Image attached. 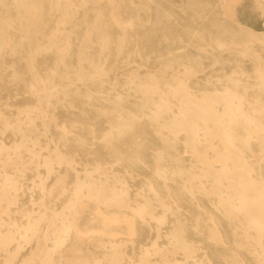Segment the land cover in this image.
<instances>
[{
    "label": "bare ground",
    "instance_id": "bare-ground-1",
    "mask_svg": "<svg viewBox=\"0 0 264 264\" xmlns=\"http://www.w3.org/2000/svg\"><path fill=\"white\" fill-rule=\"evenodd\" d=\"M123 1L11 0L12 5H9L6 0H0V50L9 46L13 54L22 55L25 69L17 72L13 79L31 92L37 104L0 113V133L13 135L9 141L0 142V264H14L15 261V264H131L127 245L113 243L121 237L114 230L125 228L122 238L133 243L139 222L153 228L156 240L151 243V248H142L138 264H202L180 221L174 220L169 228L166 227L167 246L160 248L157 245L168 214H180L182 200L202 206L198 196L212 204L233 229L231 242L234 249L231 248L230 254L223 259L231 264H249L239 253V248H244L255 263L264 264V175L261 164L264 99L247 98L246 86L238 80L226 77L221 81V87L195 93L186 77L195 75L200 69L198 62L183 66L185 77H175L172 87H163L166 82L155 73L140 75L130 71L126 83L121 84V89L125 86L126 95H117L108 101V109L100 110L116 121L114 129L104 134L103 146L117 166L121 164V176L115 172L118 170L116 165L107 170L98 163L89 165L85 161L83 167L78 168L77 153L66 148L62 140L67 137L63 133L67 131L65 126L61 125L63 134L56 140L47 134L51 125L58 124L54 111L56 103L72 106L71 95L90 101L93 92L107 81L110 69L124 67V53H140V49L144 53L148 49L140 48L137 39L130 50L127 48L126 43L132 42L128 35L136 23L125 19ZM202 2L190 3L183 11L191 12V21L195 22L205 18L204 12L213 8L216 15L211 24L216 27V35L210 30L192 33L190 27L185 35L195 37V46L202 47L206 41V45L212 43V49L217 51L234 52L249 58L259 85L264 88V32L255 33L241 24L235 7L239 0ZM259 3L263 9L264 0ZM252 4L264 20V9L260 11L253 1ZM77 10L83 11L82 16L92 15L90 20L82 21L86 26L73 67L68 58L73 52L70 31L79 23V20L75 21ZM47 11L51 13L48 15ZM154 12L157 14L156 6ZM169 15L165 17L168 19ZM157 18L161 20V17ZM262 25L264 27V22ZM113 27L119 34L112 56L109 32ZM171 33L161 31L160 39L168 42ZM12 34L21 37L15 52V46L8 45ZM146 43H152L151 39ZM91 46L95 50H90ZM169 48L167 52H170ZM203 50L208 51V48ZM109 55L113 58L111 61ZM47 56L51 60H46ZM116 61L121 63L113 65ZM174 65L182 63L173 59L164 66L174 69ZM236 69L242 70V65L237 64ZM25 74L29 82L25 80ZM116 87L115 83L111 88ZM131 97L136 100V109L125 108L124 102ZM140 117L146 118L159 141L148 144L151 139L147 128L139 121ZM179 134H183L182 145L190 155L191 164L189 169L178 168L176 177L183 190L176 195L167 182L172 177L162 167L178 160ZM129 137H141L144 141L126 147L122 142ZM51 141L53 143L49 144ZM217 142L224 150L219 155L214 151ZM80 144L84 146V156L92 152L83 142ZM145 146L152 149L150 163L146 160ZM148 163L153 165V173L161 178L163 190L152 181H146L147 192H136L135 195L142 197L137 200L131 197L128 179L137 176L135 170ZM69 170L75 173L70 186L67 185ZM46 180L52 182L50 188L46 187ZM35 187L39 201L33 213L23 206V201L26 196L34 202L29 189ZM57 196H64L60 208L55 206ZM206 217L210 221L207 238L215 245H225L218 220L211 215ZM107 240L112 243L105 246ZM90 245L107 249H100L99 255L93 256ZM24 249L27 252L20 255Z\"/></svg>",
    "mask_w": 264,
    "mask_h": 264
},
{
    "label": "rangeland",
    "instance_id": "rangeland-1",
    "mask_svg": "<svg viewBox=\"0 0 264 264\" xmlns=\"http://www.w3.org/2000/svg\"><path fill=\"white\" fill-rule=\"evenodd\" d=\"M9 1L11 2V0H6L9 5H12ZM252 1L255 5H257V7H259L258 9L260 11H263L264 7L262 9L259 0H239V2L235 5L236 15L241 21V24L246 28L254 30L253 32L255 33L264 32V27L262 25L264 20H262L259 16L256 9H254ZM190 3L203 4L202 0H133L132 4H130L127 0L122 2L121 6L125 13V19H130L136 23V25L132 28V31L130 30L131 33H129V35V31H127L128 37L130 39L132 38V42L126 43L127 48L130 50L133 47L135 39H137V42L140 44V48L146 47L148 49H146L144 53L142 49H140V53H136L134 51L124 53V67L115 68L114 66L110 69L107 74V81L99 87L97 92H93L94 96L90 101L86 100L84 97L77 98L75 95H71L70 102L72 103V106L68 103H56L54 111H56L58 124L57 126L51 125L49 127V131H47V134L49 133L50 136H53V140H56L60 135L65 133L67 137L62 140L65 143L66 148H70L73 152L77 153L78 160H76V166L78 168L83 167V162L88 161L89 165L98 163L103 169L107 170L116 165V168L118 169L115 170L116 174L121 176V173H123V171H121V164L117 166V163L112 159V157H110V155L107 154L106 149L103 146L104 134L114 129L116 121L114 118L106 117L100 110L104 107L108 109V101L113 100L117 95H126L125 86L121 89V84L126 83V79L128 78L127 75L130 71H137L140 75L145 72L155 73L166 82L163 84V87H172L176 81L175 77H185L183 73V66H188L189 64L193 65L198 62L200 63V69H197L195 75L186 77V80L190 86L193 87L195 93H199L203 89L221 87V81L223 79L226 77H232L233 79L238 80L239 83L246 86L245 94L247 98L252 99L254 97H260L264 99V88L259 85V80L255 75L253 62L249 58L240 56L234 52L217 51L216 49H212V43L211 45H206V41L202 43V47L197 45L195 46L193 45L196 44L195 42L193 43L195 37L193 35H185V31L188 27L191 28L190 31L192 33L210 30L212 35H216V27L211 24L212 19L216 15L213 8L209 10L207 9L204 12L206 15L205 18L197 19L193 22L190 18L192 13L183 11V9L190 6L188 5ZM155 6L157 14L154 12ZM50 13L51 12L47 11L48 15ZM166 14H170L168 19L165 17ZM76 15L77 17L75 18V21L79 20V23H77V26L70 31L71 47L73 52L68 58L72 62L71 65L73 67H75L76 64L75 57L77 48L80 45L86 26V22L82 21L86 18L90 20L92 13L82 16L83 11L77 10ZM158 16L161 17V20L157 18ZM227 16V20L230 21L229 14ZM50 23H53V21ZM175 24L178 25L174 26ZM155 26H157L156 31L154 30ZM161 31L172 32L169 34L170 36L168 42L160 39ZM118 34L119 33L116 28H110L109 51L111 55L114 51V44ZM208 38L209 37L206 36V39ZM9 39L10 42L8 45H14L15 52L21 37L19 34H12ZM150 39L152 43H146ZM168 47H170V52H167ZM205 47L208 48V51L203 50ZM90 50L93 51L95 48L91 46ZM112 56L109 58V61L113 59ZM21 57V54H13V51L9 49V46H4L0 50V113L16 111L24 106H37L36 102L32 98L31 92L27 88L23 87L21 82H17L13 79L17 72L25 69L24 59H21ZM173 59L175 61H181L182 65H174V69L169 67L166 68L164 65L166 63L173 62ZM46 60H51L50 56H47ZM120 63L121 61H116L113 65H118ZM237 64L242 65V70L236 69ZM234 69L237 71L232 72ZM43 71L44 70H42V72ZM48 74L51 75L49 72ZM28 78L29 77L25 74L26 81ZM115 83L117 87L112 89L111 87H113V84ZM133 99L134 98L131 97L129 98V101L124 102L126 109L137 108L135 106L136 100ZM14 116L15 115L13 114L12 117ZM139 121L147 128L148 136L151 139L148 141V144L151 145V141H159L158 134L152 130V126L147 122L146 118L140 117ZM61 125L65 126L67 129L66 132L62 133ZM38 126L40 125L38 124ZM11 138H13V135L9 132H5L3 135L0 133V142H7ZM80 140L92 151L90 154H87L86 156L83 155L84 146L83 144H80ZM142 141L144 140L141 137H129L122 143L127 147L133 146L136 143H141ZM182 142L183 134H179L177 139L178 156H176L178 160L166 163V166L162 167L167 170L169 177H172L168 178L167 182L169 183L170 190H172L176 195H179L178 192L180 193L183 190V188L180 187V179L176 177L178 168L189 169L191 164L190 155L184 150ZM51 143L53 142H49V144ZM145 151L146 160L150 163L152 149L149 146H145ZM214 151L217 155L224 152L220 142H217L214 145ZM261 161L262 172L264 175V155L261 157ZM149 163L137 168L135 173L137 172L138 175L134 176L133 179H128L131 197L136 198L137 200H142V197L135 195L136 192L140 190H142V192H147L146 181H152L158 189L163 190V185L160 182L161 178L157 177L153 173V165ZM67 172V185L70 186L75 173L71 170ZM46 181V187L50 188L52 182L49 180ZM29 182L30 179L25 181L27 184ZM29 191H31L30 194L34 195V202H32L30 198H26V196H24L23 206L28 211H33V213H35L37 210L36 202L39 201L38 189L37 187L30 188ZM195 194L198 196L197 191H195ZM198 197L201 199L200 203L202 206L197 207L194 202L182 200L180 202V214H168L166 218L167 222L163 224L161 228L163 233L157 239V245L160 248H165V246H167L164 231L166 230V227L169 228V226L173 224L174 220H177L180 221L186 228L188 241L196 248L195 252L198 254V258L201 260L202 264H231L223 259V257L230 254L231 248L234 249L233 243L231 242L233 229L230 227V222L225 220L207 200L201 198V196ZM206 199L212 198L207 197ZM63 200L64 196H57L55 206L60 208ZM91 210L92 209L90 208L89 211L91 212ZM206 215L214 216L218 220L220 233L224 236L226 241L225 245H215V243L211 242L207 238L206 232L207 227L210 226V221ZM175 216L177 219H174ZM138 225L137 235L133 243H129L122 238L125 236V228L117 227L114 230L121 237L117 238L118 240L113 241V243H118L121 246L122 242L124 245H127V252L131 255V264H138V258L140 254H142V248H151V243L156 240L155 234H153L155 232H153V228H151L148 223L139 222ZM197 230L199 231L197 232ZM111 243L112 242H108L107 240L104 245L107 246ZM197 247L200 248L197 249ZM100 249L106 250L107 247L101 248L90 245L91 255L98 256L102 251ZM26 252L27 251L24 249L21 251L20 255H23V253ZM239 253L248 259L249 264H257L250 258L244 248H239ZM179 257H181V255L178 254V259H181ZM1 259L2 257H0V261Z\"/></svg>",
    "mask_w": 264,
    "mask_h": 264
}]
</instances>
